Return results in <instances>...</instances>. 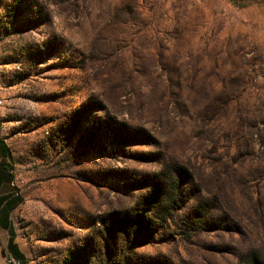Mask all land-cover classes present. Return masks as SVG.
I'll return each instance as SVG.
<instances>
[{
    "label": "rangeland",
    "instance_id": "1",
    "mask_svg": "<svg viewBox=\"0 0 264 264\" xmlns=\"http://www.w3.org/2000/svg\"><path fill=\"white\" fill-rule=\"evenodd\" d=\"M0 121L32 260L264 264V0H0Z\"/></svg>",
    "mask_w": 264,
    "mask_h": 264
},
{
    "label": "crops",
    "instance_id": "2",
    "mask_svg": "<svg viewBox=\"0 0 264 264\" xmlns=\"http://www.w3.org/2000/svg\"><path fill=\"white\" fill-rule=\"evenodd\" d=\"M7 147L8 145L0 131V264L3 263L5 254L7 253L20 259L32 260L30 252L19 237L20 230L15 220L20 198L15 188V181L11 175ZM39 264L56 263L44 260ZM63 264H83V262H78V259H71L69 262Z\"/></svg>",
    "mask_w": 264,
    "mask_h": 264
},
{
    "label": "built area",
    "instance_id": "3",
    "mask_svg": "<svg viewBox=\"0 0 264 264\" xmlns=\"http://www.w3.org/2000/svg\"><path fill=\"white\" fill-rule=\"evenodd\" d=\"M2 264H39V263L32 261L30 259H20L7 253L5 254L4 261Z\"/></svg>",
    "mask_w": 264,
    "mask_h": 264
},
{
    "label": "trees",
    "instance_id": "4",
    "mask_svg": "<svg viewBox=\"0 0 264 264\" xmlns=\"http://www.w3.org/2000/svg\"><path fill=\"white\" fill-rule=\"evenodd\" d=\"M141 219V217H139V220ZM78 262H82L81 260H78ZM254 264H256V263H254Z\"/></svg>",
    "mask_w": 264,
    "mask_h": 264
}]
</instances>
